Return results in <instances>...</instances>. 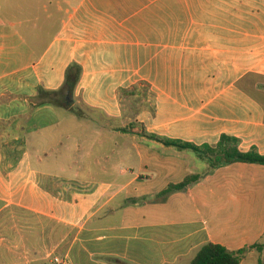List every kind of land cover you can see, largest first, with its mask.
<instances>
[{"label":"crops","instance_id":"crops-1","mask_svg":"<svg viewBox=\"0 0 264 264\" xmlns=\"http://www.w3.org/2000/svg\"><path fill=\"white\" fill-rule=\"evenodd\" d=\"M71 64L81 124L32 104ZM222 135L264 156V0H0V264H264V166L164 143Z\"/></svg>","mask_w":264,"mask_h":264},{"label":"trees","instance_id":"trees-1","mask_svg":"<svg viewBox=\"0 0 264 264\" xmlns=\"http://www.w3.org/2000/svg\"><path fill=\"white\" fill-rule=\"evenodd\" d=\"M81 74V67L76 64H71L66 70L62 88L57 91L38 89L36 96L32 99V104L38 106L48 103L59 109L70 110L76 116L81 117L83 115L81 111L76 108H71L70 104ZM139 86L148 90L147 85L139 84L138 86L133 87L132 90H120L118 92L120 98L137 97L138 101H144V108L152 111L153 109L150 105H146V96L138 93L137 89ZM241 88L242 87H240V89ZM241 90L244 91L243 88ZM164 143L165 145L174 146L179 149L190 150L199 157L205 158L209 163L210 171L221 166L236 163L264 166V156L260 155L256 148H252L248 152H241L238 149L239 140L226 135H222L214 147H210L208 145L196 147L192 144L182 143L179 141H165ZM198 180L199 176H189L179 184L169 185L164 191L157 195L156 199L165 200L172 193L185 192L189 187L198 182ZM252 249L261 250V247L259 245H255L238 251H228L220 245L208 243L200 249L191 264H242L245 256ZM259 264H263V262L260 261Z\"/></svg>","mask_w":264,"mask_h":264},{"label":"rangeland","instance_id":"rangeland-1","mask_svg":"<svg viewBox=\"0 0 264 264\" xmlns=\"http://www.w3.org/2000/svg\"><path fill=\"white\" fill-rule=\"evenodd\" d=\"M137 91H138V93H140V94H142V95H144V96H146V101L149 99V93H148V90H146L144 87H138V89H137ZM129 99H131V98H126V100H127V102L128 101H130ZM141 99V98H140ZM141 100H139V102H140ZM144 104V103H143ZM146 105H149V103H147ZM74 116V118H72L73 120L71 121L72 123H75V124H81V123H84L83 121H80L79 119H81V118H79L78 116H76L75 114H73ZM70 119H71V116H68ZM125 141H124V139H121L120 141H119V144L120 145H122L123 143H124ZM126 142H127V146H128V139H126ZM123 168V167H122Z\"/></svg>","mask_w":264,"mask_h":264},{"label":"built area","instance_id":"built-area-1","mask_svg":"<svg viewBox=\"0 0 264 264\" xmlns=\"http://www.w3.org/2000/svg\"><path fill=\"white\" fill-rule=\"evenodd\" d=\"M54 264H65V261L62 259H59L58 257L53 259Z\"/></svg>","mask_w":264,"mask_h":264}]
</instances>
